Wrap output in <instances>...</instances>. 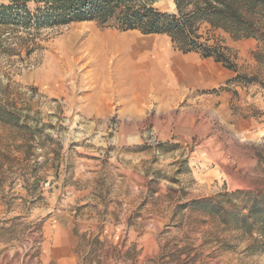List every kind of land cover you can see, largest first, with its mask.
I'll return each instance as SVG.
<instances>
[{
	"label": "rangeland",
	"instance_id": "1",
	"mask_svg": "<svg viewBox=\"0 0 264 264\" xmlns=\"http://www.w3.org/2000/svg\"><path fill=\"white\" fill-rule=\"evenodd\" d=\"M170 1L154 7L174 13ZM92 33L133 37L121 54L141 58L155 39L171 45L95 22L0 30V105L22 125L0 123V264H36L44 232L70 219L101 235L78 236L79 264H264L250 236L196 204L239 192L245 213V194L264 192V61L253 57L264 45L227 41L255 80L231 87L227 105L198 92L167 110L94 82Z\"/></svg>",
	"mask_w": 264,
	"mask_h": 264
},
{
	"label": "trees",
	"instance_id": "2",
	"mask_svg": "<svg viewBox=\"0 0 264 264\" xmlns=\"http://www.w3.org/2000/svg\"><path fill=\"white\" fill-rule=\"evenodd\" d=\"M173 3L175 12L169 13L155 8L154 0H2L0 30H39L95 22L120 32L166 36L176 51L211 58L236 74L224 87L204 94H217L229 90L231 84L255 81L237 72L235 55L213 32L220 30L232 41L253 39L263 46L264 0H173ZM202 26L206 28L205 37L200 33ZM253 57L263 62L264 52L258 50ZM17 119L0 105V123L22 128ZM237 194L240 193L222 194L196 204L216 215L223 224L250 236V248L264 256V192L245 194L247 203L242 207L245 213L231 199Z\"/></svg>",
	"mask_w": 264,
	"mask_h": 264
},
{
	"label": "crops",
	"instance_id": "3",
	"mask_svg": "<svg viewBox=\"0 0 264 264\" xmlns=\"http://www.w3.org/2000/svg\"><path fill=\"white\" fill-rule=\"evenodd\" d=\"M227 41L234 42L227 35L226 43H224L226 47H229ZM153 43L158 47L151 45L145 50L143 54L145 60L136 51L138 48L134 47L129 50L131 53H126L127 56L121 54V51H119L120 47L116 48V58L114 59L113 56L109 55L108 57L111 56L114 61L112 63L107 61L108 66L113 64V69L116 67H128L129 70H132L131 74H124L115 70L105 74L101 73V75L96 71L95 74L98 75L94 78V82L98 86L115 85L124 88L125 91L123 90V92L128 93L134 103H139L140 101L153 102L155 108L175 110L179 108L181 102L184 100L188 101L189 97L192 100H198V92L203 94L204 92L224 87L236 75L222 67L221 64L215 63L211 58L203 59L196 53L182 54L174 51L172 46L164 40L158 43L155 39ZM120 55H123V58H117ZM127 79L129 81L131 79V81L129 82ZM142 87H146L147 90L140 92L138 89H143ZM231 87L235 91L241 90L240 84L228 86L229 89ZM254 96L249 95V98L253 100ZM231 97L232 93L230 90H226L213 94L212 100L219 102L220 106H223L230 102ZM262 103L264 104V101ZM194 105H196L195 102ZM192 107L194 106L191 104L189 108ZM262 111L264 112V105ZM218 118L220 119V116ZM83 223L90 226V224L93 225L95 223V220ZM78 226L83 228H74V221L70 219L66 224L59 223L54 229L50 230V233L46 234L44 232L37 250L36 264H79L78 253H81V248L77 245L78 236L83 233V237L92 235V239L99 240L101 235L98 232L85 230V226L81 223H78Z\"/></svg>",
	"mask_w": 264,
	"mask_h": 264
},
{
	"label": "bare ground",
	"instance_id": "4",
	"mask_svg": "<svg viewBox=\"0 0 264 264\" xmlns=\"http://www.w3.org/2000/svg\"><path fill=\"white\" fill-rule=\"evenodd\" d=\"M170 6L173 8L174 4L172 3V1H170ZM91 33V32H90ZM89 34V33H88ZM85 35V34H84ZM136 38V37H135ZM133 37H131V39H129L128 36L126 35H114V34H96V33H92L91 36H89V39L87 40V42H85V44H83V46L85 47V49L88 51V53H92V55H94L95 57H98L99 60V64H98V68H97V72H99L100 74H105L109 71H115L118 72L120 71L121 73L124 74H131L132 70H129L128 67H116L113 69V64H110L108 66V62L106 60V58L111 55L114 58H116L115 55V49L118 48L119 46H128L131 47L133 46ZM132 41V42H131ZM71 43V42H70ZM135 44V43H134ZM151 45H153L154 47H156V45L154 43H152ZM123 50V49H122ZM117 51V50H116ZM121 51V47L120 50ZM89 53V54H90ZM118 53V52H117ZM126 55V54H125ZM110 56V57H111ZM127 56V55H126ZM108 57V59L110 58ZM92 59V58H91ZM94 59V58H93ZM127 59V58H126ZM144 59V58H143ZM130 60V59H129ZM145 60V59H144ZM95 61H97L95 59ZM124 61V60H123ZM131 61V60H130ZM135 61V60H133ZM139 61V60H136ZM93 62V61H92ZM95 63V62H93ZM121 63V62H120ZM97 64V63H96ZM119 65V64H118ZM122 65V63H121ZM124 65V64H123ZM97 66V65H96ZM96 72V71H95ZM101 74V75H102ZM109 74V73H108ZM98 75V74H97ZM117 75V74H116ZM110 76V75H109ZM134 76V74H133ZM132 76V77H133ZM130 77V76H129ZM112 78V77H111ZM127 78V77H126ZM135 78V77H134ZM137 78V77H136ZM139 78V77H138ZM146 78V77H145ZM115 79V78H114ZM144 79V78H143ZM134 80V79H133ZM127 81H129L127 79ZM131 81V79H130ZM129 81V82H130ZM138 81V80H137ZM136 81V82H137ZM135 82V81H134ZM139 82H141L139 80ZM149 83V82H148ZM128 84V83H127ZM137 84V83H136ZM141 84V83H140ZM133 85V84H132ZM135 85V84H134ZM146 85V84H145ZM130 86V85H129ZM140 86V85H139ZM132 87V86H131ZM141 87V86H140ZM143 88V87H142ZM228 169V168H227ZM232 171V170H231ZM230 172V171H229ZM231 173V172H230ZM235 175V174H234Z\"/></svg>",
	"mask_w": 264,
	"mask_h": 264
}]
</instances>
